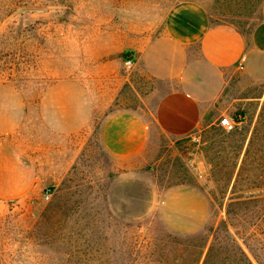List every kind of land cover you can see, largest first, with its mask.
I'll use <instances>...</instances> for the list:
<instances>
[{
  "label": "rangeland",
  "instance_id": "374dc122",
  "mask_svg": "<svg viewBox=\"0 0 264 264\" xmlns=\"http://www.w3.org/2000/svg\"><path fill=\"white\" fill-rule=\"evenodd\" d=\"M177 1L0 0V264H184L175 240L225 226L264 264V97L235 131L156 137L132 161L100 139L108 113L146 107L156 83L123 52ZM196 1L243 34L262 18L264 0Z\"/></svg>",
  "mask_w": 264,
  "mask_h": 264
},
{
  "label": "crops",
  "instance_id": "0c3cea01",
  "mask_svg": "<svg viewBox=\"0 0 264 264\" xmlns=\"http://www.w3.org/2000/svg\"><path fill=\"white\" fill-rule=\"evenodd\" d=\"M123 53L134 55L138 73L156 83L142 98L146 107L111 111L100 127L105 150L132 161L146 152L151 139L184 138L213 125L222 114L246 117L241 109L264 97V4L262 18L243 34L212 23L201 2L177 1L159 36ZM252 85H259L262 95L249 93Z\"/></svg>",
  "mask_w": 264,
  "mask_h": 264
},
{
  "label": "trees",
  "instance_id": "16d2710c",
  "mask_svg": "<svg viewBox=\"0 0 264 264\" xmlns=\"http://www.w3.org/2000/svg\"><path fill=\"white\" fill-rule=\"evenodd\" d=\"M129 55L125 53L124 57L127 58ZM219 230L218 227L214 233L215 242L209 247L207 246L209 238H203L201 235L191 236L182 241L175 240V244L185 245L186 263L184 264H254L234 239L228 226H225L226 234L223 236L220 235Z\"/></svg>",
  "mask_w": 264,
  "mask_h": 264
},
{
  "label": "built area",
  "instance_id": "2783aa9c",
  "mask_svg": "<svg viewBox=\"0 0 264 264\" xmlns=\"http://www.w3.org/2000/svg\"><path fill=\"white\" fill-rule=\"evenodd\" d=\"M134 55H129L125 60V65L128 69L134 67ZM244 114H238L236 116L224 115L219 118L218 123L221 127H223L226 131H235L240 125H242L245 121ZM50 193H47L45 197L47 199L50 198Z\"/></svg>",
  "mask_w": 264,
  "mask_h": 264
}]
</instances>
